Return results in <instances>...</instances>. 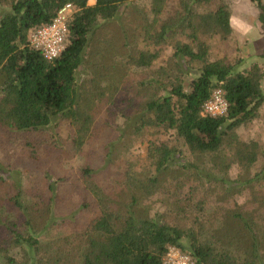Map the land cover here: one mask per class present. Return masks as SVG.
<instances>
[{
  "label": "trees",
  "instance_id": "16d2710c",
  "mask_svg": "<svg viewBox=\"0 0 264 264\" xmlns=\"http://www.w3.org/2000/svg\"><path fill=\"white\" fill-rule=\"evenodd\" d=\"M131 1L94 0L89 5V0H12L5 12L0 7V132H38L58 117L89 125L92 117L81 108L75 75L93 45L109 43L125 55V71L132 73L134 68L138 76L136 87H131L130 105L123 112L127 124L131 123V134L169 133L193 160L179 166L169 188L163 190L176 196L173 211L178 224L156 216H136L131 193L119 205L109 200V192L95 187L99 208L96 217L75 233L71 264H164L168 248L179 250L194 264H264V237L256 226L257 214L264 208V165L244 180L227 176L234 166L251 168L264 158L257 142L242 141L237 134L257 118L264 104L261 68L253 64L239 72L231 62L212 58V37L231 33L225 0H177L170 8L172 14L166 11L170 0H150V8L133 23L134 31H123L121 43L105 38L106 22ZM251 1L264 26V6L260 0ZM65 4L75 9L65 48L59 58L47 61L30 46V36L50 24ZM201 6L208 11L199 10ZM164 48L171 51L167 59L161 58ZM158 61L163 64L155 66ZM215 90L223 93L227 112L218 118L202 116L203 104ZM157 138L147 151L155 173L171 164L176 151ZM171 169L167 171L173 173ZM83 175L90 177V172L84 170ZM133 180L132 173L124 170L120 183ZM138 183L144 191L158 186L155 177L138 179ZM248 188L252 189L250 201L239 203L237 198ZM206 209H211L208 214ZM190 215H194L192 226L184 227L182 221ZM203 215L215 218L208 237L200 220ZM12 233L17 246L24 243L29 249L28 262L5 256L0 264H38L34 258L40 250L37 238Z\"/></svg>",
  "mask_w": 264,
  "mask_h": 264
},
{
  "label": "rangeland",
  "instance_id": "374dc122",
  "mask_svg": "<svg viewBox=\"0 0 264 264\" xmlns=\"http://www.w3.org/2000/svg\"><path fill=\"white\" fill-rule=\"evenodd\" d=\"M11 1L0 0L2 12ZM176 1L170 0L167 12ZM260 1L264 6V0ZM225 2L229 6L234 32L212 37L211 56L231 62L239 72L253 64L258 65L263 73L261 88L264 92V26L258 21L259 11L251 0ZM88 4L93 5L94 1L89 0ZM149 8L150 0H132L121 7L114 19L106 22L109 26L105 38L113 37L121 43L123 31L133 32V23L137 24L139 14ZM199 10L208 11L206 6ZM110 45L100 42L96 43V48L93 45L84 66L75 75L81 108L92 117L89 125L58 117L38 132H0V260L8 256L21 263L28 262L29 249L24 243L17 246L13 242L14 231L37 238L40 250L34 258L38 264H71L72 239L81 231L79 228L84 222L96 217L99 208V191L95 187L109 192V200L119 205L124 204L131 193L136 200L133 208L136 216H156L168 224L179 223L173 211L176 196L166 190L174 171L193 159L182 142L169 133H161L158 138L131 134V123L127 124L123 112L130 105L131 87L135 86L138 76L134 68L130 69L132 73L125 71V55ZM170 55V49L164 48L161 58L167 59ZM161 64L163 62L158 61L155 66ZM237 134L242 141L257 142L264 151V104L257 118ZM156 138L176 150L171 164L158 173L147 158L149 145ZM261 159L251 168L234 166L227 176L244 180L264 165ZM169 167L173 173L167 171ZM84 170L90 172V177L83 175ZM124 170L132 173L135 180L120 183ZM144 177L157 178L158 186L142 190L138 179ZM109 187L115 193L110 192ZM251 192L249 188L243 190L237 201L249 202ZM262 195L264 197L263 192ZM212 199L210 197L209 202L213 203ZM210 210L206 209V214ZM257 215L260 217L256 225L258 235L264 237V208ZM192 216L182 221L184 227L192 226ZM207 216L200 218L206 237L210 235L208 228H214L215 220L211 215Z\"/></svg>",
  "mask_w": 264,
  "mask_h": 264
},
{
  "label": "built area",
  "instance_id": "2783aa9c",
  "mask_svg": "<svg viewBox=\"0 0 264 264\" xmlns=\"http://www.w3.org/2000/svg\"><path fill=\"white\" fill-rule=\"evenodd\" d=\"M75 14L71 4L63 5L56 13L52 22L35 30L30 36V46L38 50L43 58L52 61L59 58L65 48V40L68 34V24ZM227 112V104L223 93L215 90L211 98L203 104L202 116L214 118L222 117ZM164 264H194L186 255L175 248H168L163 258Z\"/></svg>",
  "mask_w": 264,
  "mask_h": 264
},
{
  "label": "crops",
  "instance_id": "0c3cea01",
  "mask_svg": "<svg viewBox=\"0 0 264 264\" xmlns=\"http://www.w3.org/2000/svg\"><path fill=\"white\" fill-rule=\"evenodd\" d=\"M94 1V0H93ZM230 27H231V34L234 32L233 25H232V17L230 15ZM259 21V20H258Z\"/></svg>",
  "mask_w": 264,
  "mask_h": 264
}]
</instances>
